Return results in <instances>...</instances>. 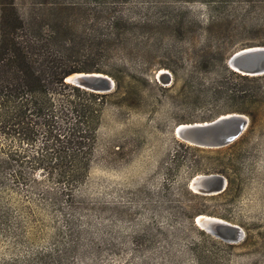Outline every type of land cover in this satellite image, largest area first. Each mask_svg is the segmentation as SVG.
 <instances>
[{"label":"rangeland","instance_id":"obj_1","mask_svg":"<svg viewBox=\"0 0 264 264\" xmlns=\"http://www.w3.org/2000/svg\"><path fill=\"white\" fill-rule=\"evenodd\" d=\"M3 28L54 36L45 51L103 69L115 87L73 206L45 195L54 184L34 186L35 178L46 180L42 171L25 167V180L16 179L8 155L31 151L0 131V206L12 214L0 227L23 219L36 237L17 246L0 236L1 264L53 249L57 229L71 244L68 219L80 234L67 264H264V77L228 64L240 50L264 47V0H0V45ZM234 113L250 124L227 147L199 148L176 135L180 124ZM210 174L227 178L224 192L191 188ZM200 215L239 226L243 239L203 230Z\"/></svg>","mask_w":264,"mask_h":264},{"label":"trees","instance_id":"obj_2","mask_svg":"<svg viewBox=\"0 0 264 264\" xmlns=\"http://www.w3.org/2000/svg\"><path fill=\"white\" fill-rule=\"evenodd\" d=\"M76 6L65 5L61 9H76ZM18 22L23 26L25 19L19 18ZM51 38L45 37L41 30L35 36H11L3 28L0 45V131L20 139V143L30 148L31 153L24 150L23 153L8 155L9 160L5 162L7 168L18 167L16 179L25 180L22 171L25 167L30 168L34 175L42 171V175H47L46 180L35 178L34 186L38 187L46 181L54 184L56 192L47 190L45 195L54 198L55 205L60 204L61 197H66L73 206L77 188L89 177L98 148V132L111 93H95L67 83L66 78L73 73H104V70L78 68L71 65L66 53L57 58L45 51ZM117 87L120 93V83ZM11 218V211L0 206V222L9 225ZM67 223L71 244L64 246L60 242L63 234L57 229L53 249L30 251L24 258H12L5 264H67L78 250L73 240L80 234L72 219H68ZM31 234L27 221L23 219L15 227H0V236L10 239L17 246L29 245L35 240L36 237Z\"/></svg>","mask_w":264,"mask_h":264},{"label":"water","instance_id":"obj_3","mask_svg":"<svg viewBox=\"0 0 264 264\" xmlns=\"http://www.w3.org/2000/svg\"><path fill=\"white\" fill-rule=\"evenodd\" d=\"M231 69L247 76L264 75V47H250L234 53L228 62ZM66 82L95 93L106 94L115 87L114 80L101 72H76L66 78ZM250 118L243 114H228L211 122L180 124L176 135L186 143L199 148H223L235 143L247 131ZM194 183L202 195L212 196L225 191L228 185L226 177L220 174L202 175L194 178ZM205 225L196 223L202 229L227 242H239L244 237L243 230L234 224L217 218L205 217Z\"/></svg>","mask_w":264,"mask_h":264},{"label":"bare ground","instance_id":"obj_4","mask_svg":"<svg viewBox=\"0 0 264 264\" xmlns=\"http://www.w3.org/2000/svg\"><path fill=\"white\" fill-rule=\"evenodd\" d=\"M200 176H202V175H199V176H197V177H195L196 179H198ZM196 184L194 183V185H193V187L194 188H196V190H194L195 192H197V193H199V191L197 190V186H195ZM199 194H201V193H199ZM205 217H211V216H206V215H200V216H198V220H199V224L200 225H205V220H207L208 218H205ZM212 218H215V217H212ZM217 219H219V218H217ZM219 220H222V219H219ZM223 222H227V221H225V220H222ZM227 223H229V222H227ZM232 224V223H231ZM198 225V224H197ZM199 226V225H198ZM200 228H202V226H199Z\"/></svg>","mask_w":264,"mask_h":264}]
</instances>
